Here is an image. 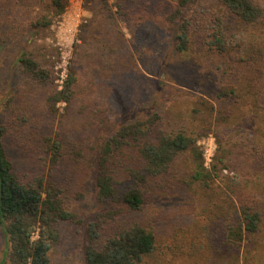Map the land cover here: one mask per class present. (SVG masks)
<instances>
[{
    "label": "rangeland",
    "instance_id": "1",
    "mask_svg": "<svg viewBox=\"0 0 264 264\" xmlns=\"http://www.w3.org/2000/svg\"><path fill=\"white\" fill-rule=\"evenodd\" d=\"M250 1L264 15V0ZM62 2L57 12L52 0H0V119L5 125L6 155L20 180L41 178L43 186H58L63 208L81 219L55 224L58 237L49 250L50 264H84L85 224L96 212L113 207L102 204L96 195L97 153L107 127L98 120L104 116L133 120L154 111L164 131L182 129L194 135L201 127L208 129L196 137V145L203 166L211 171L215 163L216 173L204 186L192 177V153H179L167 172L149 181L142 207L120 206L104 223L101 238L138 222L155 235V249L143 264H230V257H217L209 250L215 244L210 237L221 225L215 211L219 206L214 203L224 194L236 204L246 196L260 199L257 184L244 189L240 181L244 173L250 175L248 180L259 181L252 174L264 162L255 155L264 147V131L259 129L264 128V118L248 116L252 103L244 92L250 76L246 77L247 67L238 59L246 52L247 41L238 20L223 12L219 0H193L186 12L197 26L191 27L195 43L180 65L173 50V25L164 23L161 30L154 29L157 20L174 9L175 0ZM217 14L227 23L228 50L214 51L213 66L205 68L210 54L205 46H195L201 35L207 38ZM36 20L40 23L33 25ZM22 52L49 71L47 81L23 70L17 61ZM193 55L201 58L208 75L198 83L193 82L188 64ZM153 66L156 73H148ZM142 68L152 81L141 83L143 94L137 96L133 91ZM71 71L75 80L70 99L52 103L51 96L63 89ZM169 86L186 93L171 91ZM225 87H234L242 101L231 105L229 98L213 97ZM200 96L214 102V117L203 114L204 106L199 114L191 111ZM55 140L60 149L52 160ZM220 154L223 159L218 162L215 158ZM128 156L119 154L111 164L119 189L125 188L126 170L133 166ZM6 248L0 229V260Z\"/></svg>",
    "mask_w": 264,
    "mask_h": 264
},
{
    "label": "trees",
    "instance_id": "2",
    "mask_svg": "<svg viewBox=\"0 0 264 264\" xmlns=\"http://www.w3.org/2000/svg\"><path fill=\"white\" fill-rule=\"evenodd\" d=\"M219 1L223 12L238 20L244 34L243 39L247 41L246 52L240 54L238 59L240 64L247 67L246 77L250 76L248 90L244 92L252 103L248 116L254 120L264 118V15L250 0ZM52 2L57 12L62 10V0ZM175 2L174 9L165 13L166 17L158 19L154 29L161 30L164 23L173 25V50L177 57L179 55L177 63L182 65L187 59L184 55L194 48L192 46L195 39L192 37L191 27L197 29V26L193 23V15L186 12L193 0ZM39 23L40 21L36 20L33 25ZM47 23L46 21L45 24ZM226 24L223 15L217 14L213 17L212 30L207 38L201 35L199 43L195 46H205L210 57L208 55L205 65L200 57H190L188 64L194 83L208 76L203 66H213V53L228 50ZM141 26L143 25H139ZM150 30L152 31V27ZM152 58L155 60L157 56ZM17 61L23 66V70L34 78L40 81L49 79V71L27 53H20ZM157 64L160 65V62ZM155 67L150 68L148 73H156ZM146 72L147 70L142 68L138 73L137 85L133 91H137V96L143 94L139 85L152 81ZM74 80L75 76L71 71L63 89L55 90L51 96L52 103L57 99H70ZM169 89L181 91L171 86ZM213 97L220 100L229 98L231 105L242 101V95L239 96L234 87L218 90ZM209 99L204 96L196 97L198 106L195 103L191 111L199 114L201 106H204L203 114L214 117L217 113L216 106ZM104 118L105 116L98 120L107 127L104 128V140L97 153L94 177L98 200L113 207L96 212L85 224L84 264H143L145 257L155 249L153 231L138 222H132L101 238L104 223L113 217L120 206L139 210L144 194L148 191L149 181L167 172L181 152L192 153V177L208 186L209 181L213 180L212 173H216L217 166L214 163L211 166L212 172L207 170L202 164L201 151L196 145V137L206 133L208 129L201 127L194 135L182 129L164 131L160 126V115L156 111L133 120L120 119V116L114 119ZM259 129L264 131L262 126ZM4 133L5 125L0 119V229L7 243L5 257L0 260V264H50L49 250L58 237L55 224L62 219H72L76 222H81V219H77L75 214L63 208L61 189L58 186L53 183L43 186L41 178L34 182H24L17 177L3 146ZM59 149L60 142L55 140L52 143V160L57 159ZM119 154L126 157L129 154L133 164L126 170L127 184L123 189H119V180L113 176L111 166L115 156ZM255 155L259 160H264V147L258 148ZM215 159L221 162L223 157L220 154ZM252 175L259 181L248 180L250 175L244 173L240 184L244 189L257 184L255 191L261 194L260 199L246 196V199L242 197L239 204H236L224 194L220 201L214 203L219 206L215 211L220 214L216 218L221 220V225L210 237L215 244H210L209 250L217 257H230V264H264V162L260 161L259 170ZM257 252H261V256L257 255Z\"/></svg>",
    "mask_w": 264,
    "mask_h": 264
}]
</instances>
